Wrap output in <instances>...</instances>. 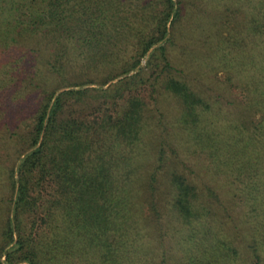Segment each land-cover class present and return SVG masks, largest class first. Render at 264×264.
<instances>
[{
    "label": "trees",
    "instance_id": "16d2710c",
    "mask_svg": "<svg viewBox=\"0 0 264 264\" xmlns=\"http://www.w3.org/2000/svg\"><path fill=\"white\" fill-rule=\"evenodd\" d=\"M144 115L155 149L135 206L154 232L134 242L116 227L132 200L114 173L132 180ZM119 253L264 264V0H0V264Z\"/></svg>",
    "mask_w": 264,
    "mask_h": 264
},
{
    "label": "rangeland",
    "instance_id": "374dc122",
    "mask_svg": "<svg viewBox=\"0 0 264 264\" xmlns=\"http://www.w3.org/2000/svg\"><path fill=\"white\" fill-rule=\"evenodd\" d=\"M235 17H239V14H235L234 16L232 14H230V18H235ZM190 32H193V34H195V36L198 34V27L195 26ZM190 32L187 34L190 38H194L193 37V34L191 35ZM179 35H176V38H178ZM184 36V33L181 34L180 37H183ZM144 61H145V57L142 59L141 61V65L144 64ZM216 78H219V79H222L223 78V75L222 74H217ZM210 84V83H209ZM212 84V82H211ZM234 96L233 97H238L240 95V93L238 92V90H234L233 92ZM164 101H160V105L161 104H165L163 106V108L159 105V108L164 112L166 113V110L170 111V113L172 112H175V111H178L179 112V108L177 106L174 105V107H171L169 105H167V103L169 102L168 98H163ZM173 104H175L173 102ZM155 107V105L153 106ZM156 110V108H155ZM153 112H151L152 114ZM153 115V114H152ZM145 116V115H144ZM256 117V115L254 116V118ZM145 121H143V123L141 124L142 128H141V131H140V137L139 140L134 143L133 145H131L130 147V153H129V157H128V162L127 164L130 165V167H135V170L131 171V178L132 180H124V179H121V177L119 176V173L121 172V169H125V164H122V163H116L115 164V173H114V182H119V186L120 184H122V188L119 187V189H124V194L127 193V196H129V200H132V204H131V209L130 211H128V216L126 215L125 216V219H124V222L120 221V219L117 217L116 218V223H117V228H119V231H123L124 232V235L126 236L127 240H131L133 238V241L136 242V241H141V240H146L148 238H152L153 237V232L154 231H151V229L145 224L144 226V223L143 222H139L137 220V216H136V213H137V207L135 206L136 204V200L138 203H142L143 200L145 198L142 197V195H146L144 193L147 192L146 191V187L142 186V185H145V179H144V176H146V174L152 169V159H150L154 153V144H155V136H154V132H155V121L153 119V117H148L147 115L144 117ZM143 119V120H144ZM177 141V143H176ZM174 142V149L176 148L177 151L179 152H183L184 151V148L182 147L184 142H183V139L181 138V140H176ZM129 147H126L125 148V152L127 151ZM129 152V151H128ZM168 152V150H167ZM169 157H168V162L165 163L166 165L162 168L163 172L162 174L164 173L163 175V179L165 180L166 182V179L168 177V174L170 172H172L173 170H178L179 169V161L176 159L175 157V153H170L169 151ZM127 155H125L126 157ZM190 157V156H189ZM197 166L195 167H192V169H187L186 168V173L188 170H192L191 174L192 175L191 177L195 178V179H198L199 176L201 175V173L199 172L198 169V161L196 162ZM187 165V164H186ZM189 172V171H188ZM189 175V176H190ZM119 176V179L117 180ZM135 176V178H134ZM161 176V175H160ZM134 178V179H133ZM143 178L142 180V185H141V179ZM166 189H167V185H166ZM166 189H165V185L164 184H159L158 186V190L156 189L154 192H153V195L157 196V198H161L163 197L164 195V192H166ZM127 191V192H126ZM149 193V192H148ZM142 200V201H141ZM134 202V203H133ZM141 205H144V202L141 204ZM145 232H143L144 230ZM129 236V238H128ZM132 237V238H130ZM134 252H132L133 254ZM131 253H127V255L131 256L132 255ZM135 256V254H134ZM134 256L130 257V260L128 262V264H130V261L131 259L133 258L134 260ZM116 260L119 262L118 264H124L123 263V257H122V254L119 253L116 255ZM133 260H132V263L133 264Z\"/></svg>",
    "mask_w": 264,
    "mask_h": 264
}]
</instances>
